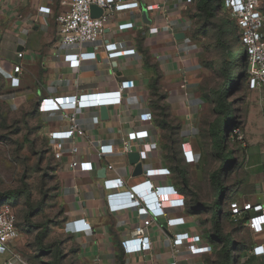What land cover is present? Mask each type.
Wrapping results in <instances>:
<instances>
[{
  "label": "crops",
  "instance_id": "obj_1",
  "mask_svg": "<svg viewBox=\"0 0 264 264\" xmlns=\"http://www.w3.org/2000/svg\"><path fill=\"white\" fill-rule=\"evenodd\" d=\"M60 1L3 0L0 9V73L4 75L6 87L28 93L36 100V110L41 113L40 103L45 98L115 90L122 81L135 82L134 87L125 90L120 105L107 106V117L102 116L100 108L79 111V122L86 135L73 140L80 147L76 158L92 161L93 170L71 167L74 159L70 152L72 142L67 143L60 159L54 158L63 220L60 231L68 237L63 264H222V243L211 238L212 214L209 220L205 209L195 208L192 195L183 188L179 176L165 160L163 143L167 131L158 125L155 106L167 107L170 120L181 126L180 136L189 141L197 156L196 163L187 162L180 147L183 162L189 170L200 168L204 150L197 135L204 105V68L199 62L201 51L192 42L190 31L196 9L188 0H137L139 7L115 13L96 43L82 46L84 51H93L97 47L102 49L106 43L122 41L126 48H135L136 54L108 59L102 52L97 59L83 61L80 67L73 68L64 60L70 47L62 43L57 23V15L66 10ZM149 5L153 8H148ZM41 6H50L53 10L41 12ZM145 8L149 15L144 20L142 11ZM126 22H133V27H122ZM180 33L184 36L178 37ZM20 51L25 53L22 59L18 58ZM17 62L23 65L21 86L13 88L10 75ZM144 112H151L153 118L141 119ZM245 113L240 120L245 137L237 143V155L233 153L237 167L243 171L237 179L243 181L240 187L262 189L264 118L255 114L246 116ZM41 114L46 120L47 136L50 130L65 129L69 125L60 111ZM139 130H148L149 137L130 142L135 150L148 151L145 169L167 167L171 170V174L152 177V182L156 187L173 185L181 193L179 195L185 197V205L166 208L164 215L152 219L146 230L151 243L149 250L126 253L122 241L130 238L134 229L144 224L148 217L140 215L138 207L111 211L108 196L113 190L105 188L104 180L122 178L121 190L131 189L142 182L144 175L134 174L135 166L125 151L129 133ZM49 144L53 152L50 141ZM100 144L114 147L113 152L103 159L97 156ZM109 164L114 168L110 169ZM175 197L174 194L161 195L166 202ZM262 198L264 193L258 197ZM180 217H184L183 223L173 225L169 222L171 218ZM76 219H84L91 230L71 232L74 228L72 222ZM225 231L232 232L240 246L246 247L234 264H264V231L253 232L247 225L240 232L236 226H231L228 231L225 225ZM177 233L200 235L201 241L194 244L212 248L208 252L193 253L188 243H175ZM17 246L18 242L13 245V252L18 254ZM7 257H2L0 264H7L3 260ZM22 264L33 263L25 260Z\"/></svg>",
  "mask_w": 264,
  "mask_h": 264
},
{
  "label": "rangeland",
  "instance_id": "obj_2",
  "mask_svg": "<svg viewBox=\"0 0 264 264\" xmlns=\"http://www.w3.org/2000/svg\"><path fill=\"white\" fill-rule=\"evenodd\" d=\"M189 3L196 9V0H190ZM262 8L264 9V2ZM196 12L197 9L193 12L194 19L190 31L192 42L201 51L199 62L204 68L202 79L204 105L197 139L205 152L200 168L192 167L190 171L194 190L200 193L202 200L212 205L218 198L220 189L213 185L210 173L222 168L226 161L218 157L212 148L209 127L214 123L222 125L220 123L222 116L219 117L214 112V107L218 102V91L228 79L225 64L231 63L228 71L232 74V78L238 81L237 74L243 62L240 54L232 55V53L238 51L239 47L244 52V45L237 40L239 29L227 8L224 6L219 8L217 17L208 21L196 15ZM226 27L229 31H224ZM228 102L231 103L229 110L235 112L234 118L240 123V127L233 130L232 127L230 130L227 126L229 135L223 154L228 155L230 151V156L233 153L237 155L236 149L239 147L237 143L243 141L238 136L236 140L235 135L241 133L242 137H245L243 122H240L244 113L246 112V116L255 114L264 118V88L256 91L249 90L246 79L243 77L237 86L230 89ZM45 123L43 115L36 110V100L26 92L6 87L4 75L0 73V191H21L6 200L12 204L18 217L20 230L18 256L22 261L27 260L33 264H49L54 259L53 252L41 254L36 241L38 233L50 230L44 243L54 252L60 249L66 253L68 249L67 234L60 231L63 223L59 198L60 185ZM240 169L241 167L235 171L231 169L221 171L224 175L221 183L229 185L226 191L227 196H230L232 192V196L236 198L235 201L257 200L264 193V188L239 187L242 181H238L237 177L240 178V174L243 173ZM227 176L230 181H226ZM223 193L224 191L221 195ZM28 194L30 201H28ZM228 210L227 202L223 211ZM211 214L207 210L206 215L209 220ZM224 220L228 231L231 226H236L238 232L243 229L241 223H232L226 219V216ZM230 238L232 241L230 247L233 248L234 257H236L235 241L232 235ZM4 256H8L6 260L3 258L5 263L12 258V254L0 255V261Z\"/></svg>",
  "mask_w": 264,
  "mask_h": 264
},
{
  "label": "built area",
  "instance_id": "obj_3",
  "mask_svg": "<svg viewBox=\"0 0 264 264\" xmlns=\"http://www.w3.org/2000/svg\"><path fill=\"white\" fill-rule=\"evenodd\" d=\"M190 1V0H188ZM264 0H225V7L230 11L236 20L242 45L246 48L249 57L248 67V87L250 90H260L264 88V11L262 8ZM60 4L66 7V10L57 15L59 32L61 33L62 43L70 47V51L64 56V60L73 68L81 66L83 61L97 59L102 52L106 58H116L120 56L136 54L135 48H126L122 41L109 42L104 47L96 48L93 51H84L82 46L86 43H96L109 21L118 11L137 8L140 6L137 0H61ZM97 5L104 9L99 17L92 16L91 7ZM3 8V0H0V9ZM148 8H153L149 5ZM50 6H41L40 11L50 13ZM133 22L122 24L124 28L133 27ZM24 51L18 53V58L24 57ZM22 63L17 62L13 66V72L10 75V83L13 88L21 86L20 73ZM135 82L132 80L122 81L115 90H100L90 93H73L65 96L45 98L40 103L41 113H51L60 111L63 119L69 121L65 129H52L48 132V139L53 147L55 159H60L65 152L67 143L72 142L70 152L74 159L71 162L72 168H79L82 171L94 169L92 161L79 160L76 156L80 153V147L73 142L77 136H85V129L79 122V111L88 108H100L101 106L120 105L123 101L126 89L134 87ZM153 114L144 112L141 119L151 120ZM239 139H243L241 133H237ZM149 137L148 130L133 131L128 135V141L125 144V151L134 150L132 140L145 139ZM189 141L182 144L183 154L189 163H196L197 156L194 154L192 147L188 148ZM191 146V145H190ZM112 144H100L97 156L99 159L113 152ZM141 159L148 158L147 150H141ZM110 169L113 165L109 164ZM171 170L167 167L147 168L143 173L144 179L131 189L121 190L123 179L107 178L104 180L106 189L113 190L109 193L108 202L111 211H120L128 208L138 207L140 215L147 216L144 224L137 226L130 238L122 241V246L126 253H135L146 251L151 248L149 236L146 234L147 227L152 219L156 216L164 215L166 205L180 207L185 205V197H181L179 191L173 185L155 186L152 177L156 175H168ZM264 175V173H263ZM164 194H174L175 198L167 202L161 198ZM124 202H120V201ZM232 219L238 221L246 214V225L253 232L264 231V199L255 201H232L230 203ZM184 217L171 218L169 222L173 225L184 222ZM73 229L71 232H81L91 230V226L84 219H76L72 222ZM20 231L17 224V214L8 200L0 201V255L12 254V258L7 264H22L18 254L13 252V245L18 242ZM176 244L188 243L189 249L193 253H204L211 250L208 245H196L194 242H200V235L190 236L189 233H177L175 235ZM254 253V251H252ZM176 264V263H171Z\"/></svg>",
  "mask_w": 264,
  "mask_h": 264
},
{
  "label": "trees",
  "instance_id": "obj_4",
  "mask_svg": "<svg viewBox=\"0 0 264 264\" xmlns=\"http://www.w3.org/2000/svg\"><path fill=\"white\" fill-rule=\"evenodd\" d=\"M224 3L225 0H196V9H197L196 15L205 18L207 21L213 20L217 17L218 9L222 8L223 6L225 7ZM236 27L239 29L237 22H236ZM224 31H229L228 27H226ZM237 40L238 42L241 41L240 30H239V38H237ZM236 54L237 55L240 54V58L243 62L241 70L237 74L238 81H235L232 78V74L228 71L229 66H231V63H226L225 66L227 69L228 79L225 85L218 91V102L217 105L214 107V112L217 113L219 117L222 116L220 119V123L222 125L220 126V124L214 123L209 127V134L211 136L212 148L215 150V153L218 157L224 158L226 161L222 168L210 173V180L212 181L213 185H216V187L220 189L219 196L212 205H208L205 201H201L202 199L200 193L197 190H194L192 186L191 171L183 162L180 156L179 148L180 147L182 148V144L184 142L183 138L180 136L181 126L170 120L171 113L167 109V107L162 105H155L157 106L158 115H159V118L157 120L158 125L166 129L167 131L166 134L164 135V143H163V148L165 150V155H164L165 160L167 161V163H169L172 166L175 173L179 176V182L183 186V188L187 189L189 193L192 195L195 208L199 207L200 210L205 209L206 211L209 210L212 213L213 233L211 238L214 239L215 241H219L222 243V248H221V252L223 255L222 264H234L236 258L241 257V250L246 248L245 246H240L241 243L237 242V239L234 237L232 232L226 233L225 231L224 216H226V219L232 223L235 222L241 223L243 227L246 226L245 223L247 216L245 214L238 221L232 219L230 203L232 201H235L236 198L232 196L233 195L232 192L230 196L228 195L229 196L228 197L226 191L228 190L229 185H226V183H221V181L224 180L223 179L224 175L221 174V171L222 170L228 171L229 169L233 171L238 166V162L236 161V158L233 157V155L229 156L230 151L228 152V155L223 154V150L226 145V140L229 135V133L227 132V126L230 128V130L231 127L232 130L240 127L239 121H237L234 118L235 112L229 110V105L231 104L230 102H228L229 91L232 87H235V85L237 86L239 81L243 77L246 79V83L248 86L249 57L246 52V48L244 47V52H243V49L239 47L238 51L232 53V55H236ZM235 136H238V134ZM226 181H229L228 176L226 177ZM223 191L224 193L223 195H221V192ZM20 192H21L20 190H15V191L12 190L7 192L0 191V201L6 200L15 193H20ZM28 201H30L29 194H28ZM227 202H228L229 210L223 211V207L226 205ZM27 220L28 221L30 220L29 215L27 217ZM17 224H18V217H17ZM48 231L50 230H47L46 232L38 233L36 236L37 245L40 248L41 254L45 255L53 252L54 259L49 264H63L65 257L63 251L58 249L54 252L53 250L50 249V247H48L44 243L45 238L49 235ZM230 235H232L235 241L234 249L236 252L235 254L236 257H234V255L232 254L233 248L230 247V244L232 243Z\"/></svg>",
  "mask_w": 264,
  "mask_h": 264
},
{
  "label": "water",
  "instance_id": "obj_5",
  "mask_svg": "<svg viewBox=\"0 0 264 264\" xmlns=\"http://www.w3.org/2000/svg\"><path fill=\"white\" fill-rule=\"evenodd\" d=\"M103 12H104L103 8H100L97 5H92V7H91L92 16L99 17L103 14ZM142 15H143L144 20L149 15L146 8L142 11ZM183 36H184L183 33H180L178 35V37H183ZM100 111H101V114L103 117H107L109 114L107 106H101ZM128 157H129L130 163L135 166L134 174L137 176L142 175L145 172V167H144V162L141 159L140 152L138 150L134 149V150L128 152Z\"/></svg>",
  "mask_w": 264,
  "mask_h": 264
},
{
  "label": "clouds",
  "instance_id": "obj_6",
  "mask_svg": "<svg viewBox=\"0 0 264 264\" xmlns=\"http://www.w3.org/2000/svg\"><path fill=\"white\" fill-rule=\"evenodd\" d=\"M173 207H174L173 205H170V204H169V205H166V206H165V209H166V208H173ZM165 212H166V211H165Z\"/></svg>",
  "mask_w": 264,
  "mask_h": 264
},
{
  "label": "bare ground",
  "instance_id": "obj_7",
  "mask_svg": "<svg viewBox=\"0 0 264 264\" xmlns=\"http://www.w3.org/2000/svg\"><path fill=\"white\" fill-rule=\"evenodd\" d=\"M188 148H190L191 146L190 145H187Z\"/></svg>",
  "mask_w": 264,
  "mask_h": 264
}]
</instances>
